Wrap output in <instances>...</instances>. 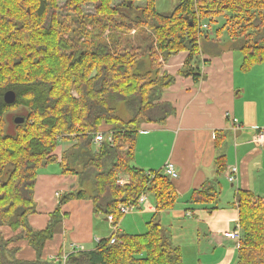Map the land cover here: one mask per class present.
<instances>
[{"label": "trees", "instance_id": "trees-1", "mask_svg": "<svg viewBox=\"0 0 264 264\" xmlns=\"http://www.w3.org/2000/svg\"><path fill=\"white\" fill-rule=\"evenodd\" d=\"M82 1L66 0L61 9L57 0H0V108L22 106L26 111L15 134L6 132L0 118V264H61L42 260L46 241L63 219L60 211L43 230L28 222L36 211L37 174L51 161L78 177V187L61 196V203L90 199L96 213L114 214L117 221L123 217L119 205L136 203L142 192L155 205L145 232L118 233L116 243L102 238L92 250L70 253L66 264H178L182 252L159 221L160 212L173 208L178 194L164 169L133 164L137 134L142 122L161 123L176 112L163 100L175 76L160 72L171 55L188 51L180 73L195 82L202 79L195 59L201 38L209 36L202 27L205 17H226L220 31L230 26V38L240 41L244 69L264 60V0H178L169 14L158 12L155 0H146L141 8L135 0L115 6L112 0H92V16L81 10ZM59 11L67 14L60 16ZM114 15L128 21H117ZM136 24L138 33H144L142 40L137 31L131 32ZM149 40L142 49L140 42ZM152 58L157 62L146 67ZM8 89L16 93L11 105L2 100ZM120 105L129 118L121 116ZM103 125H110L100 131L111 132L112 140L95 146ZM61 141L70 146L58 156ZM217 164L225 169L223 155ZM119 177L128 182L118 184ZM218 184L213 180L193 190L191 202L214 200ZM237 203L239 264H264V197L240 190ZM5 226L23 231L6 239ZM22 236L36 250V260L18 259L16 248L10 247Z\"/></svg>", "mask_w": 264, "mask_h": 264}, {"label": "crops", "instance_id": "crops-1", "mask_svg": "<svg viewBox=\"0 0 264 264\" xmlns=\"http://www.w3.org/2000/svg\"><path fill=\"white\" fill-rule=\"evenodd\" d=\"M218 35L200 40L201 53L195 59L203 74L199 82L180 73L188 51H179L163 63L160 72L175 76L163 92V100L171 102L176 112L161 123L142 122L136 138L135 166L164 169L172 162L178 170V177L172 179L178 194L176 203L159 214L161 226L182 252L178 264H239V242L225 236L239 221L238 194L250 190L264 197V145L254 141L255 132L264 127V60L244 69L240 41ZM208 42L212 49L220 44L221 50L207 51ZM234 119L241 123L239 130ZM69 146H57L55 153L61 156ZM221 155L225 162L222 171L217 164ZM232 166L237 167L235 182L228 179ZM213 180L219 182V195L214 200L191 202L192 191ZM78 184L77 175L64 172L59 161L39 169L34 187L36 211L28 216L29 225L43 230L58 210L63 215L53 238L44 245V261H56L55 257L71 253L75 247L92 250L97 238L112 234L107 216L96 213L90 199L61 204V196ZM135 213L146 221L147 228L155 213L150 196ZM125 215L119 220L120 233H131ZM22 231L3 228L6 239ZM10 247L16 248L18 259H37L25 236L13 240Z\"/></svg>", "mask_w": 264, "mask_h": 264}, {"label": "rangeland", "instance_id": "rangeland-1", "mask_svg": "<svg viewBox=\"0 0 264 264\" xmlns=\"http://www.w3.org/2000/svg\"><path fill=\"white\" fill-rule=\"evenodd\" d=\"M65 1L66 0H57V5H59V8H61V9L63 8ZM122 1L123 0H112V5L113 6L119 5L120 3H122ZM177 2H178V0H155V8L160 13L169 14V13H171L174 10V8L176 7ZM145 3H146V0H135L134 5L139 7V8H141V7H143L145 5ZM79 5H80L81 10L84 12V14L86 16L87 15L88 16L89 15L92 16L95 13V9H94V5L92 3V0H85V1L83 0ZM65 14H67V13H63L62 11H59V15L60 16H63ZM228 15L231 16L230 13H228ZM133 17H135L134 13H133ZM211 17L212 16H209V17H205L203 19V22L209 23V29H207L209 31L208 32L209 33L208 37L211 36L213 38V36H214V37L217 38V36H219L218 35V33H219L224 39H228V37L230 38L231 36L228 33L230 26H228L227 29H223L222 32L220 31V29H222L224 24L227 22L226 17L224 15H222V14L216 15L214 20H212ZM113 18L116 19L117 21H122V20H124L125 22H126V20L128 21L127 18H120L117 15H114ZM129 20H130V18H129ZM73 27H74V23L72 24L71 28H73ZM89 27H91V26H89ZM145 30L150 33V29L148 27H146ZM207 30H205V31H207ZM108 31H110V30L108 29L106 31V34L108 33ZM117 31H119V30H117ZM135 31H137V33H138L137 24L131 30L132 33H134ZM136 36H137V39L142 40V37H144V33L140 32V33L136 34ZM82 40H84V38H82ZM150 43H151L150 40L142 42V43L140 42V44L142 46L141 48L145 49V46L146 45H150ZM153 44H154V42H153ZM211 45L212 44H210L208 42L205 45V49L207 51H209V50H219L220 47H222L220 44L216 43V44L213 45V49H212ZM153 58L151 60L150 59L147 60L148 61V63H147L148 66H146V67H149V62H151V63L154 62V61L157 62L156 61L157 59H153ZM1 108H3V107H1ZM119 108H120V114H122L121 116L123 118H129L128 114L126 115L127 112H126L125 108H123L122 105H120ZM25 112L26 111H25V109L22 106H13V107H10V108L8 106L7 109L3 108L1 110L0 118L3 119L4 126H5L6 132L8 134H15L16 133V131L18 129L17 126L20 125L21 123H16L15 122V118L19 117V116H26ZM109 126L110 125H103V127L100 128L97 133H99L100 130H104L106 128H109ZM67 144H68L67 141H61L59 143V145H58L59 149H60V147L67 146ZM50 167L51 168H57V165H51ZM135 211L133 213H131V214L125 215L127 217V222H125L126 225H127V228L130 230L131 233L145 232L146 231V221L141 220L139 218V216L136 215ZM60 224H61V222L59 223V225ZM233 241H235V240H233Z\"/></svg>", "mask_w": 264, "mask_h": 264}, {"label": "built area", "instance_id": "built-area-1", "mask_svg": "<svg viewBox=\"0 0 264 264\" xmlns=\"http://www.w3.org/2000/svg\"><path fill=\"white\" fill-rule=\"evenodd\" d=\"M203 29H209V25L207 23H203L202 24ZM234 125L236 126V129L239 130L241 128V123L237 120L234 119ZM112 140V133H106L105 131H100L99 133L95 134L94 137V142L95 144H99L100 142H102L103 140ZM254 141L257 144H261L264 145V127L259 128L254 135ZM164 172L167 173L172 179L173 178H177L179 173L178 170L176 169L174 163L172 162H168L165 167H164ZM228 179L231 182H235L237 179V167L236 166H232L230 168L229 174H228ZM128 180L123 178V177H119L117 183L118 184H125L127 183ZM149 196L147 193L142 192L139 197L138 200L136 201V203H132V204H120L119 205V211L120 213L124 216L125 214L139 209L141 208V206L148 200ZM107 219L109 220V222L111 223L112 226V234L111 236H109V243H116L118 242V233H120V228H119V221L116 220L115 215L114 214H109L107 216ZM225 236L228 239L231 240H235L236 242H238V240L240 239L241 236V228L239 223L237 224V226L230 232L225 233ZM102 238H97V243L101 242ZM79 251L77 250V248L75 247L74 250L72 252H76ZM71 252V253H72ZM70 253H65L64 255H62L61 257H55L56 262H60L61 264H66V260L67 257Z\"/></svg>", "mask_w": 264, "mask_h": 264}, {"label": "water", "instance_id": "water-1", "mask_svg": "<svg viewBox=\"0 0 264 264\" xmlns=\"http://www.w3.org/2000/svg\"><path fill=\"white\" fill-rule=\"evenodd\" d=\"M4 101L6 104H13L16 101V93L12 89H8L4 93ZM25 120L24 116H19L15 118V122L17 123H23Z\"/></svg>", "mask_w": 264, "mask_h": 264}, {"label": "flooded vegetation", "instance_id": "flooded-vegetation-1", "mask_svg": "<svg viewBox=\"0 0 264 264\" xmlns=\"http://www.w3.org/2000/svg\"><path fill=\"white\" fill-rule=\"evenodd\" d=\"M2 100L4 101V97H3V99H2ZM2 109H3V108H0V111H1ZM16 123H17V122H16ZM16 123H15V124H16Z\"/></svg>", "mask_w": 264, "mask_h": 264}]
</instances>
